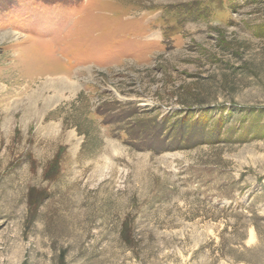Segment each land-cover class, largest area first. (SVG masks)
Masks as SVG:
<instances>
[{"label": "rangeland", "instance_id": "rangeland-1", "mask_svg": "<svg viewBox=\"0 0 264 264\" xmlns=\"http://www.w3.org/2000/svg\"><path fill=\"white\" fill-rule=\"evenodd\" d=\"M0 264H264V0H0Z\"/></svg>", "mask_w": 264, "mask_h": 264}]
</instances>
